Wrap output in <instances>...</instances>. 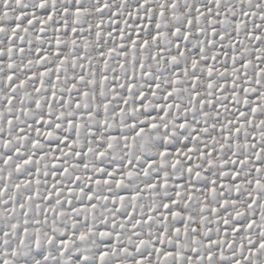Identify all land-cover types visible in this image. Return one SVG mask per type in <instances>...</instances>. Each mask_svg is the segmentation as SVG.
Wrapping results in <instances>:
<instances>
[{
	"label": "snow or ice",
	"instance_id": "snow-or-ice-1",
	"mask_svg": "<svg viewBox=\"0 0 264 264\" xmlns=\"http://www.w3.org/2000/svg\"><path fill=\"white\" fill-rule=\"evenodd\" d=\"M0 264H264V0H0Z\"/></svg>",
	"mask_w": 264,
	"mask_h": 264
}]
</instances>
